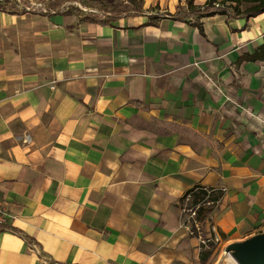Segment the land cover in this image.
<instances>
[{"label":"crops","instance_id":"1","mask_svg":"<svg viewBox=\"0 0 264 264\" xmlns=\"http://www.w3.org/2000/svg\"><path fill=\"white\" fill-rule=\"evenodd\" d=\"M47 1L0 10V264H201L264 232V12Z\"/></svg>","mask_w":264,"mask_h":264},{"label":"rangeland","instance_id":"2","mask_svg":"<svg viewBox=\"0 0 264 264\" xmlns=\"http://www.w3.org/2000/svg\"><path fill=\"white\" fill-rule=\"evenodd\" d=\"M22 1V0H21ZM58 0H48L46 2L47 9L55 11L57 8L56 3ZM114 1V0H113ZM220 2H223V0H219ZM77 3L79 4L82 9H84L89 16L98 18H104L105 15H116V10L108 2L110 0H60V3ZM231 3H224V7L229 6ZM234 6V3L231 4ZM250 4L241 2L237 8L239 11L245 10L246 7H248ZM140 7V3H128L125 6L121 8V10L131 11L136 10ZM0 10L7 11V0H0ZM229 16L233 14L232 9H228ZM103 20V19H101ZM204 198L194 199V202L192 205H195L197 203H202ZM200 213V212H199ZM198 213V217H199ZM232 242H228L226 240H219V241H209L207 243V248L204 250L202 258L200 257L201 264H232L233 260L230 258L228 254L224 252L225 247Z\"/></svg>","mask_w":264,"mask_h":264},{"label":"trees","instance_id":"3","mask_svg":"<svg viewBox=\"0 0 264 264\" xmlns=\"http://www.w3.org/2000/svg\"><path fill=\"white\" fill-rule=\"evenodd\" d=\"M117 0H110V2H108L110 4V6H112L113 8H115L116 10V14L119 13H124L126 12V10H121V8L123 6H125L126 4L120 3V2H116ZM193 1L194 0H186V4L187 7L189 8V10H194V6H193ZM133 0H130L128 3H133ZM226 2H230V3H234V6H232L231 4L229 6L224 7V3ZM248 3L250 4L248 7L245 8V10H243L242 12L239 11V9L237 8V6L241 3ZM213 3L217 4L218 6L216 7ZM228 9H232L233 17H237V16H242L246 19L250 18V17H255L261 13L264 12V0H223V2H218V0H208L205 5L203 6V12L206 16H213L214 14H220V15H226L229 16L228 13ZM85 21L88 20H93V21H97L99 23L105 24L106 22H103L101 20H99L98 18H90V17H86L84 18ZM264 49V44L263 46L259 49V52L255 53L252 56H248L249 60H256L259 58H264V55H260V51L262 52ZM199 195L201 196V198L205 197V193L204 192H199ZM215 198V197H214ZM213 197L209 196L210 200H215ZM212 200V201H213ZM204 252L201 253L200 257L202 258V256H204L203 254Z\"/></svg>","mask_w":264,"mask_h":264},{"label":"water","instance_id":"4","mask_svg":"<svg viewBox=\"0 0 264 264\" xmlns=\"http://www.w3.org/2000/svg\"><path fill=\"white\" fill-rule=\"evenodd\" d=\"M224 252L236 264H264V232L228 244Z\"/></svg>","mask_w":264,"mask_h":264},{"label":"built area","instance_id":"5","mask_svg":"<svg viewBox=\"0 0 264 264\" xmlns=\"http://www.w3.org/2000/svg\"><path fill=\"white\" fill-rule=\"evenodd\" d=\"M214 4V3H213ZM216 7L218 6L217 4H214ZM200 190H202L205 193V197H203V202L202 203H197L195 205H192V203H190V195L186 194L183 197V201L180 204V209H181V214L186 216V221H185V226L189 229V224H195L196 226V217H197V212L198 209L201 205H205V204H209L210 202H212V200L209 199V195H210V191L206 190L205 188H201ZM9 219V215L4 207V204L0 201V226H3L6 224V222ZM201 243H205L203 241H201Z\"/></svg>","mask_w":264,"mask_h":264},{"label":"bare ground","instance_id":"6","mask_svg":"<svg viewBox=\"0 0 264 264\" xmlns=\"http://www.w3.org/2000/svg\"><path fill=\"white\" fill-rule=\"evenodd\" d=\"M232 264H236V263L233 261Z\"/></svg>","mask_w":264,"mask_h":264}]
</instances>
